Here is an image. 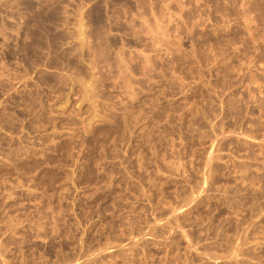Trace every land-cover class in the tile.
Instances as JSON below:
<instances>
[{"label": "rangeland", "instance_id": "1", "mask_svg": "<svg viewBox=\"0 0 264 264\" xmlns=\"http://www.w3.org/2000/svg\"><path fill=\"white\" fill-rule=\"evenodd\" d=\"M0 264H264V0H0Z\"/></svg>", "mask_w": 264, "mask_h": 264}, {"label": "bare ground", "instance_id": "2", "mask_svg": "<svg viewBox=\"0 0 264 264\" xmlns=\"http://www.w3.org/2000/svg\"><path fill=\"white\" fill-rule=\"evenodd\" d=\"M82 26V25H81ZM83 27V26H82ZM81 28V27H80ZM83 29V28H82ZM81 30V29H80ZM83 33V32H82ZM206 185V184H205ZM195 193V192H194ZM111 249V248H110Z\"/></svg>", "mask_w": 264, "mask_h": 264}]
</instances>
